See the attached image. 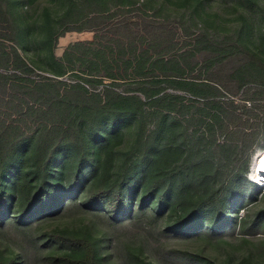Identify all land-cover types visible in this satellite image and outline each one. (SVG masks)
I'll return each mask as SVG.
<instances>
[{
  "label": "rangeland",
  "instance_id": "obj_1",
  "mask_svg": "<svg viewBox=\"0 0 264 264\" xmlns=\"http://www.w3.org/2000/svg\"><path fill=\"white\" fill-rule=\"evenodd\" d=\"M103 2L108 12L118 7L130 11L103 19L98 32H77L65 31L58 17L69 5L84 14L89 8L84 0H0V11L12 18L16 32L24 40L25 51L19 52L30 68L0 65V83L4 79L8 84L18 80L32 86L51 81L64 96H81L88 104L98 100L93 94L104 99L116 93L140 96L145 90L155 91L159 99L143 96V109L134 117L122 115L104 123L106 130L117 125L122 133L112 147V173L142 129L143 139L128 160L139 163L140 153L149 144V149L180 146L196 162L209 159L221 172L217 181L228 184L231 224L215 234L207 226L190 234L176 233L168 230L167 212L157 215L150 205L141 208L137 199L132 202L130 216L116 220L109 217L106 209L84 204V193H78L67 195L59 208L42 213L28 226L14 215V210L9 211L0 224V247L5 251L14 249L19 264H54L47 256L55 249L42 242V234L55 227L87 224L102 238L104 264H135L139 258L150 264H264V65L255 64L252 56L255 52L264 59V0ZM140 17L169 19L168 42L153 48V57L177 63L181 69L171 70L166 76L155 72L137 77L130 66L127 68L126 57L131 53L124 52L118 40L130 34L139 38L143 31ZM119 19L132 23V30L121 29L116 24ZM245 21L251 26L250 32L242 33L237 40ZM6 27L0 18V42L6 51H11L17 45L10 40ZM223 38L228 41L222 53H213L210 46L202 44ZM64 51L69 55L63 58ZM98 51L107 53L108 63L103 62ZM207 57L212 58L208 63ZM240 67L244 69L239 74ZM58 70L63 73L58 74ZM111 73L116 74L115 80L108 76ZM183 79L202 81L211 88L199 92L182 84ZM75 83L85 86L87 92L73 90L71 85ZM10 99L21 103V110H16L8 102ZM41 105L20 90L6 87L5 94L0 91L1 121L20 125L23 131L0 126V157L16 142L19 164L33 170L37 158L34 141L42 124H51L33 111ZM216 113L225 117L222 129L212 124ZM98 136V132L85 127L87 141L93 143ZM58 154L73 160L68 151Z\"/></svg>",
  "mask_w": 264,
  "mask_h": 264
},
{
  "label": "trees",
  "instance_id": "obj_2",
  "mask_svg": "<svg viewBox=\"0 0 264 264\" xmlns=\"http://www.w3.org/2000/svg\"><path fill=\"white\" fill-rule=\"evenodd\" d=\"M84 2L89 7L84 14L78 13L69 5L58 17V23L65 31L98 32V26L103 19L130 11L118 7L115 11L108 12L109 9L104 7L102 0ZM0 18L7 25L10 40L15 41L17 45V48L6 51L0 42V65H10L13 69H30L19 52L25 51L24 40L21 34L16 32L12 18L1 11ZM140 18L143 31H140L139 38L130 34L126 39L118 40L120 46L125 49L124 52L128 50L131 53L126 57L127 68L131 67L137 77L155 72L166 76L171 70L175 72L174 70L181 69L177 63L153 57V48L168 42L169 19ZM116 24L121 26V29L132 30V23L125 19L117 20ZM250 29V24L245 21L236 39L240 40L241 34L249 33ZM97 36L98 33H95L94 37ZM227 41V38L220 41L206 40L202 44L204 47L210 46L213 53L218 50H221L218 53H222ZM73 46L71 48H74ZM98 52L103 62L108 63L107 53ZM68 55L69 51H64L62 57ZM252 56L257 62H254L255 64L264 65L263 58L257 57L255 52H252ZM211 59L207 57L205 62L208 63ZM242 69L244 68L240 67L237 72L240 74ZM57 73L62 74L63 71L58 70ZM108 76L113 80L117 78L116 74L112 73ZM180 81L199 92L211 88L202 81ZM6 87L20 90L25 96L41 103L36 110H33L32 106L28 108L37 112L40 119H48L51 124H42L34 141L33 151L37 158L33 170L24 169V166L19 164L16 142L10 144L0 157V224L8 212L14 210V215L18 216L19 220L26 221L28 226L42 213L59 208L67 195L78 193H84V204L104 208L109 217L116 220L130 216L132 202L137 199L141 208L150 205L157 215L167 212L168 230L176 233L190 234L207 226L209 232L215 234L231 224V206L226 197L228 184L217 181L221 172L214 168L209 159L196 162L190 159V154L185 155L180 146L163 145L149 149V144L146 151L140 153L139 163L128 160L136 154L137 146L143 139L142 129L137 133L135 141L129 144L128 150L122 153L124 157L118 164V169L112 173V147L121 138L122 133L117 125L106 130L104 123L117 120L122 115L134 117L143 109V96L159 99L155 91L145 90L140 96L116 93L104 99L99 94H93L98 100L88 104L81 96L72 99L64 96L51 81H42L30 86L18 80L8 84V80L4 79L0 83L2 94H5ZM71 88L79 94L87 92L85 86L80 83L71 85ZM8 102L16 110H21V103H15L14 99ZM224 119L225 117L216 113L211 121L218 129H222ZM3 122L0 119V126L3 128L23 133L20 125H5ZM85 127L99 133L93 143L86 140ZM159 129L161 130L160 127ZM223 148L228 149L224 146ZM59 151H68L73 160L60 158ZM235 224L233 222L234 226ZM41 239L43 243L54 247V252H49L47 256L55 262L54 264H104L102 238L94 234L87 224L79 227H55L45 231ZM0 264H19L14 249L5 251L0 247ZM135 264L150 263L139 258Z\"/></svg>",
  "mask_w": 264,
  "mask_h": 264
}]
</instances>
